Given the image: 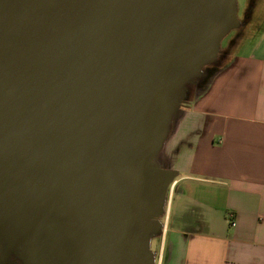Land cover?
<instances>
[{
    "label": "water",
    "instance_id": "1",
    "mask_svg": "<svg viewBox=\"0 0 264 264\" xmlns=\"http://www.w3.org/2000/svg\"><path fill=\"white\" fill-rule=\"evenodd\" d=\"M238 25L237 0H0V264H155L177 174L151 161Z\"/></svg>",
    "mask_w": 264,
    "mask_h": 264
},
{
    "label": "crops",
    "instance_id": "2",
    "mask_svg": "<svg viewBox=\"0 0 264 264\" xmlns=\"http://www.w3.org/2000/svg\"><path fill=\"white\" fill-rule=\"evenodd\" d=\"M258 20L186 91L151 161L177 174L155 264H264V11Z\"/></svg>",
    "mask_w": 264,
    "mask_h": 264
},
{
    "label": "rangeland",
    "instance_id": "3",
    "mask_svg": "<svg viewBox=\"0 0 264 264\" xmlns=\"http://www.w3.org/2000/svg\"><path fill=\"white\" fill-rule=\"evenodd\" d=\"M263 11H264V0H237V17L240 22V27L239 29L231 30L224 37V39L221 42L220 50H223L224 48H226L233 39L235 40V36H237L242 30H254L255 27L259 24L260 20L258 19L260 17L261 12ZM239 43H240V40L238 41V43L236 42V45ZM206 66L202 68L199 74L195 78L191 79V81L187 83V85L184 87L185 88L184 96L186 95V91L188 92V90H191L190 89L191 85L196 83L198 81V78H200V76L204 72H206L207 70ZM189 94L183 97L184 101H188L187 99L189 98ZM163 220H164V209L160 206L157 208V214L155 218V226L157 227V231L149 233L145 237L146 244H147V251L155 259L157 258V254L160 248L161 234L159 233V231L162 229ZM3 246H4V249H7L6 245H3ZM9 260L10 262L13 261V264H24L23 261L14 252H10Z\"/></svg>",
    "mask_w": 264,
    "mask_h": 264
},
{
    "label": "built area",
    "instance_id": "4",
    "mask_svg": "<svg viewBox=\"0 0 264 264\" xmlns=\"http://www.w3.org/2000/svg\"><path fill=\"white\" fill-rule=\"evenodd\" d=\"M173 187H174V184L171 186V190L173 189ZM228 221H229V224H230L231 227H235L236 226V223L234 222L233 217H229Z\"/></svg>",
    "mask_w": 264,
    "mask_h": 264
},
{
    "label": "flooded vegetation",
    "instance_id": "5",
    "mask_svg": "<svg viewBox=\"0 0 264 264\" xmlns=\"http://www.w3.org/2000/svg\"><path fill=\"white\" fill-rule=\"evenodd\" d=\"M250 13V12H249ZM183 103H184V101H183Z\"/></svg>",
    "mask_w": 264,
    "mask_h": 264
}]
</instances>
